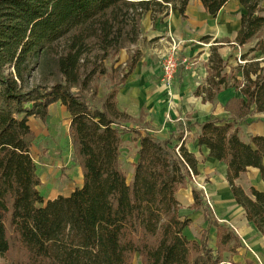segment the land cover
<instances>
[{
  "label": "trees",
  "instance_id": "trees-1",
  "mask_svg": "<svg viewBox=\"0 0 264 264\" xmlns=\"http://www.w3.org/2000/svg\"><path fill=\"white\" fill-rule=\"evenodd\" d=\"M189 1L0 0V255L8 264H134L136 256L141 264H222L226 252H236L239 238L218 224L197 190L194 206L204 213L209 227L217 229L216 248L209 245V229L203 231L200 241H190L183 234L191 220L179 216L177 192L197 174V160L184 145L177 148L171 139L160 141L147 131L120 124L128 116L117 108L116 88L101 108L92 106L85 94L89 76L80 90L73 91L80 84V63L90 40L113 47L132 13L138 21L149 12L155 17L167 16L171 9L184 16ZM200 1L216 16L231 0ZM237 1L246 11L236 38L242 47L264 28V9L263 0ZM132 28L134 43L137 23ZM64 39L70 43L56 61L62 80L51 84L54 77L49 75L34 84L41 59ZM210 62L209 88L200 93L213 102L229 86L231 76L217 51ZM136 63L137 53L121 84ZM238 70L244 82L233 78L232 85L243 97L226 104L231 121L213 118L203 123L198 143L227 165V180L236 202L264 236V193L252 189L250 197L237 185L251 167L260 170L264 181V137H253L246 144L238 128L252 106L264 113V68L252 62ZM56 103L72 116L73 158L82 167L84 185L69 197L45 204L31 156L35 134L29 120L45 122L49 108ZM127 134L139 141L130 181L121 165Z\"/></svg>",
  "mask_w": 264,
  "mask_h": 264
},
{
  "label": "crops",
  "instance_id": "crops-1",
  "mask_svg": "<svg viewBox=\"0 0 264 264\" xmlns=\"http://www.w3.org/2000/svg\"><path fill=\"white\" fill-rule=\"evenodd\" d=\"M245 13L237 0L229 1L216 16L210 15L200 0H190L184 16L179 10L157 17L149 12L142 20L143 34L138 44L142 55L136 52L135 68L120 84L117 96L118 110L128 116L122 125L141 133L147 131L160 141L171 139L174 146L184 145L195 156L197 174H193L177 192L179 216L191 220L183 234L190 241H200L203 231L209 229V245L216 248L217 229L209 227L204 213L194 206V190H197L211 207L218 224L239 238L240 246L236 252H226L222 264H264V236L248 221L245 209L236 202L227 180V165L212 157L210 150L198 143L203 123L213 118L231 121L225 106L230 100L243 97L232 85L233 78L244 82L243 73L238 68L252 62H259L264 68V48H260L264 43V28L247 45L240 47L236 43ZM172 41L180 43L182 62L169 94L160 82L159 59L168 51ZM215 51L227 63L225 72L231 80L229 86L210 102L204 100L205 94L200 91L209 88L208 79L213 71L210 59ZM243 55L246 56L244 59ZM120 59L119 64L125 67L128 55L122 53ZM71 121L72 116L61 103L49 108L45 122L38 118L29 120L35 134L31 156L41 180L38 190L45 204L59 197H69L84 185L82 167L73 158ZM238 128L240 138L246 144L251 143L253 137H264V113H258L252 106L250 115L239 123ZM131 135L134 134L125 135L123 142ZM135 146L131 177L138 158L139 141ZM237 185L250 197L252 189L264 193V181L257 168H249L237 180ZM2 258L0 255V264H4Z\"/></svg>",
  "mask_w": 264,
  "mask_h": 264
},
{
  "label": "rangeland",
  "instance_id": "rangeland-1",
  "mask_svg": "<svg viewBox=\"0 0 264 264\" xmlns=\"http://www.w3.org/2000/svg\"><path fill=\"white\" fill-rule=\"evenodd\" d=\"M261 7L264 9V0L261 3ZM169 8H172V4L169 5ZM261 14L264 15V10ZM143 18L144 16L138 21L137 14L132 13L128 18V22H126L123 36L119 38L116 45L113 47H110L98 39H92L88 42L85 49V55L80 63V84L73 87V91L80 90L81 84L86 80V77L89 76L90 80L88 87L85 90V94L95 108H101L105 97L110 91L114 88L118 89L120 87L121 80L127 73L129 67L128 64H130V61L135 57L136 52L139 51L138 44L140 37L143 34ZM134 23H137L138 26V37L136 42L133 43L131 33ZM69 43V39L62 40L52 48L51 52L47 53L41 59L40 66L34 73V84L44 82L49 75L54 77V80L50 82L51 84L62 80L57 70L56 61L57 58L65 53ZM122 53L128 55V61L125 67H123L122 64H119ZM140 53L142 55V52ZM159 60V62H162V56ZM181 62L182 58L179 56V69L181 67ZM125 120L126 119H121L119 120V123L122 124ZM135 142H137V139L134 135L126 136L125 141L123 142L121 165L129 180L132 178L130 169L132 160L135 158L136 154ZM2 259L4 260V264H8L7 258L3 257ZM134 264H141L138 256L135 257Z\"/></svg>",
  "mask_w": 264,
  "mask_h": 264
},
{
  "label": "built area",
  "instance_id": "built-area-1",
  "mask_svg": "<svg viewBox=\"0 0 264 264\" xmlns=\"http://www.w3.org/2000/svg\"><path fill=\"white\" fill-rule=\"evenodd\" d=\"M179 47V42L176 43L172 41L168 51L162 57L160 82L163 87L167 89L169 94L177 80L179 70Z\"/></svg>",
  "mask_w": 264,
  "mask_h": 264
}]
</instances>
